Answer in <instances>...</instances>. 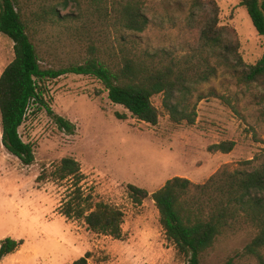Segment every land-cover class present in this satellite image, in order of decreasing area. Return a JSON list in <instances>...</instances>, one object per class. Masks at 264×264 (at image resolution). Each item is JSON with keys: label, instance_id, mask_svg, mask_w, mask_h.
<instances>
[{"label": "rangeland", "instance_id": "374dc122", "mask_svg": "<svg viewBox=\"0 0 264 264\" xmlns=\"http://www.w3.org/2000/svg\"><path fill=\"white\" fill-rule=\"evenodd\" d=\"M213 1L221 25L230 28L241 44L244 61L256 64L264 54V39L241 0ZM192 4L193 0H147L150 24L136 36L142 46L179 54L196 49L199 33L189 21ZM41 30L36 38L50 49L43 55L45 68L84 57L83 47L74 45L61 28L46 25ZM14 57L13 42L0 33V77ZM197 96L204 99L197 103L196 97L191 103L197 104L198 112L193 126L173 123L163 96L154 97L160 119L152 126L111 103L95 78L67 75L49 80L44 98L52 113L32 106L20 128L23 141L34 147L35 162L30 166L4 148L0 118V245L8 237L23 242L1 264H73L88 253V264H187L167 241L152 199L134 205L128 186L153 194L174 177L203 184L221 169L235 171L253 159L264 163V86L247 85L241 72L219 68ZM58 118L69 122L72 130L62 128ZM227 141L236 143L231 153L209 150ZM68 157L81 165L86 194L124 211L121 240L94 234L84 221L60 214L71 181H55L51 173ZM254 236L250 229L225 234L202 256V264H225L231 258L234 264H260L238 257Z\"/></svg>", "mask_w": 264, "mask_h": 264}, {"label": "trees", "instance_id": "16d2710c", "mask_svg": "<svg viewBox=\"0 0 264 264\" xmlns=\"http://www.w3.org/2000/svg\"><path fill=\"white\" fill-rule=\"evenodd\" d=\"M146 4L147 0H0V33L13 42L15 55L0 77L2 144L9 154L26 166L35 162L34 147L23 141L20 128L32 106L52 113L44 98L46 83L67 75L95 78L111 103L152 126L160 119L152 102L159 95L173 123L193 126L198 112L197 104L191 103L196 97L197 103L203 101L197 96L198 89L214 79L219 68L241 72L247 85L264 86V54L254 65L244 61L235 33L221 25L215 1L193 0L189 21L198 30L199 42L188 54L142 46L136 36L150 24ZM33 5L38 9L32 11ZM240 6L264 39V0H241ZM46 25L61 28L74 45L83 47L84 57L45 68L43 55L50 49L45 50L46 43L36 37ZM117 117L127 119L126 115ZM57 121L72 130L69 122ZM235 146L227 141L209 150L229 154ZM51 175L58 182L71 181V191L60 206L62 216L84 221L94 234L123 238L124 211L86 194L85 176L77 160L62 159ZM128 190L136 206L152 199L167 241L187 264H202V256L219 238L246 229L255 236L238 257L264 264V163L253 159L235 171L221 169L203 184L174 177L153 194L134 185ZM22 244L11 237L2 240L0 264ZM89 258L88 253L73 264H88ZM234 263L231 258L225 264Z\"/></svg>", "mask_w": 264, "mask_h": 264}]
</instances>
